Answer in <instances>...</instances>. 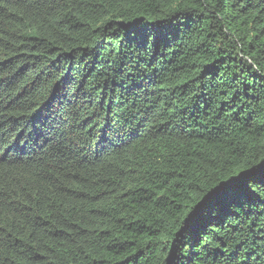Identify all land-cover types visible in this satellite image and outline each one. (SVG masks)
I'll list each match as a JSON object with an SVG mask.
<instances>
[{
    "label": "trees",
    "instance_id": "16d2710c",
    "mask_svg": "<svg viewBox=\"0 0 264 264\" xmlns=\"http://www.w3.org/2000/svg\"><path fill=\"white\" fill-rule=\"evenodd\" d=\"M261 164L264 0H0V264H264Z\"/></svg>",
    "mask_w": 264,
    "mask_h": 264
},
{
    "label": "snow or ice",
    "instance_id": "6c2138e0",
    "mask_svg": "<svg viewBox=\"0 0 264 264\" xmlns=\"http://www.w3.org/2000/svg\"><path fill=\"white\" fill-rule=\"evenodd\" d=\"M113 134H118L119 129L113 128L111 130ZM240 179L244 183V188L246 189L247 194V207L249 209L254 208H264V164H261L259 167L253 168L251 172L247 173L245 177H240ZM250 181V182H249ZM250 224H260V231L258 236L261 241H264V222H261L258 218L250 219ZM219 248V245L215 246ZM258 247L257 244H253L252 248L255 249ZM248 255H244L242 259L244 260L245 264H248V261L257 260L259 257L254 251H249ZM200 252H203V249H200L199 252H195L190 254L189 252H184L182 254H176L173 252L167 257V264H193V256H199ZM214 253L209 250L207 253L204 254V259L207 261L208 257L213 256Z\"/></svg>",
    "mask_w": 264,
    "mask_h": 264
},
{
    "label": "clouds",
    "instance_id": "9594fccd",
    "mask_svg": "<svg viewBox=\"0 0 264 264\" xmlns=\"http://www.w3.org/2000/svg\"><path fill=\"white\" fill-rule=\"evenodd\" d=\"M8 148L6 147V148H3V149H1V151H5V150H7Z\"/></svg>",
    "mask_w": 264,
    "mask_h": 264
}]
</instances>
